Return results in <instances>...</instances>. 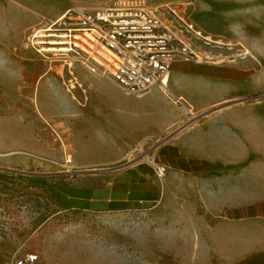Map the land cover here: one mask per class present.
Listing matches in <instances>:
<instances>
[{
  "label": "crops",
  "instance_id": "0c3cea01",
  "mask_svg": "<svg viewBox=\"0 0 264 264\" xmlns=\"http://www.w3.org/2000/svg\"><path fill=\"white\" fill-rule=\"evenodd\" d=\"M232 2L243 56L172 63L166 94L156 84L128 93L85 70L72 112L56 118L41 106L64 139L41 151L59 208L185 227L199 241L192 264H264V0ZM175 98L194 107L192 123ZM141 143L166 166L163 176L130 161ZM162 250L157 257L178 256Z\"/></svg>",
  "mask_w": 264,
  "mask_h": 264
},
{
  "label": "rangeland",
  "instance_id": "374dc122",
  "mask_svg": "<svg viewBox=\"0 0 264 264\" xmlns=\"http://www.w3.org/2000/svg\"><path fill=\"white\" fill-rule=\"evenodd\" d=\"M143 1L150 7H170L198 29L193 14L205 16L208 9L205 0H24L28 21L22 29L11 33L0 16V89L3 86L7 89L5 95H0V107H7L10 116L18 120L16 128L9 130L4 146L19 150L0 155V264L27 252L39 256L37 264H192L190 254L198 249L199 241L185 234L188 232L185 227L152 225L136 215L110 218L59 208L46 177L51 167L41 151L59 148L64 139L51 135L52 124L48 119L44 125L41 123V130L50 133L45 140L34 136L40 129L27 126L37 116L33 102L36 92L41 106L57 118L72 112L74 87L86 88L83 72L90 70L83 58L74 52L66 55L42 49L57 46L49 43L61 39L53 34L78 27L82 14ZM217 2L220 7L214 14L225 17L230 12L231 22L232 0ZM1 5L0 12L4 14L8 7L3 0ZM65 13L67 16L53 25ZM47 27L52 30H46ZM189 37L200 52L201 61L222 62L245 53L239 51L229 34L223 37L226 44H231L229 47L205 44L193 34ZM180 63L187 62L175 60L173 65ZM165 90L169 92L168 83ZM174 100L179 106L183 103L188 115L189 104L183 99ZM257 150L262 153L257 154L258 160H263L264 146H258ZM137 156L140 155L133 150L130 161L142 159ZM169 247L177 250V257L156 256L159 250L163 253L162 249Z\"/></svg>",
  "mask_w": 264,
  "mask_h": 264
},
{
  "label": "built area",
  "instance_id": "2783aa9c",
  "mask_svg": "<svg viewBox=\"0 0 264 264\" xmlns=\"http://www.w3.org/2000/svg\"><path fill=\"white\" fill-rule=\"evenodd\" d=\"M76 29L93 35L94 39L88 37L91 49L102 60L94 58L89 70L109 76L128 93H141L153 84L165 90L175 60L201 61L189 37L196 36L192 24L170 7H146L137 2L107 7L80 15ZM187 114L190 118L186 124H190L196 117L189 109ZM135 150L140 155L137 158L148 163L158 177L165 174L166 166L149 149L138 144ZM38 260L36 253L27 252L7 264H37Z\"/></svg>",
  "mask_w": 264,
  "mask_h": 264
},
{
  "label": "bare ground",
  "instance_id": "6f19581e",
  "mask_svg": "<svg viewBox=\"0 0 264 264\" xmlns=\"http://www.w3.org/2000/svg\"><path fill=\"white\" fill-rule=\"evenodd\" d=\"M4 3L8 7V11L4 14L0 12V16L3 18L2 20L5 21L4 24H6L7 31L11 33L14 30L22 29L24 24L28 21V13L23 5L22 1L24 0H3ZM208 3V9L205 16L203 14L194 15L193 19L196 22V24L200 27L199 29L196 28L192 24V32L194 31V34L197 36L198 39L204 40L205 44H214L216 46H230L231 44H226L223 37L227 36L228 34L231 35V37H235L236 33L232 29L233 26L230 23V18L227 16L219 15L217 16L215 11L219 9V3L218 0H205ZM142 5L146 7H150L146 2H142ZM2 8V5L1 7ZM181 12H185V10H180ZM63 18V14L60 15L57 19L53 21V25H56L59 20ZM46 30H52L51 27H47ZM1 33V31H0ZM86 34H83L76 28H71L70 30H65L62 33L53 34L57 37H60V40L57 41H50L49 43L57 44V46H49V47H43L42 49L45 50H52V51H62L63 54H70V52H74L78 54L81 58H83V61L85 65L91 69V64L94 63V58L102 63V60L100 57H98L96 54L93 53V50L91 49V41L88 40V37L91 39H94L93 35H91L89 32H85ZM71 34L70 37H68ZM34 37H37V34L34 35ZM70 42V45L68 44ZM74 44V45H73ZM90 45V46H89ZM101 55L106 56L104 52L99 51ZM91 63V64H89ZM7 92V89L3 86L0 89V95H5ZM163 92L166 94L168 93L167 90H163ZM181 99V98H178ZM183 99V98H182ZM34 107L37 111V116L33 120H29V124H27L28 127L34 129H40V131L34 132V136L36 139H47L50 137V133L44 132L41 130L42 124L44 125V122L47 121V118L44 116L42 110H41V103L39 100V94L36 92L33 97ZM191 106V105H190ZM194 109L193 106L189 108L190 111ZM7 107L2 108L0 107V155L9 154L14 151H19L13 149L8 144L4 146L6 137L8 136L9 130H13L18 125V120L13 119V117L10 116V114L7 112ZM42 123V124H41ZM51 135L55 139H63L61 133L55 129L52 128ZM4 147H2V146ZM24 151V150H23Z\"/></svg>",
  "mask_w": 264,
  "mask_h": 264
}]
</instances>
